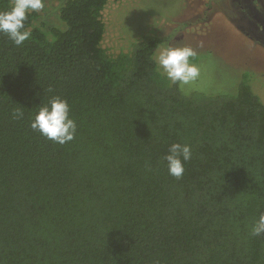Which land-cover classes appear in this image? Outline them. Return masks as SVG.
Masks as SVG:
<instances>
[{"label":"trees","instance_id":"obj_1","mask_svg":"<svg viewBox=\"0 0 264 264\" xmlns=\"http://www.w3.org/2000/svg\"><path fill=\"white\" fill-rule=\"evenodd\" d=\"M108 1L66 0L64 29L30 12L21 46L0 33V264H264V102L247 75L181 91L154 60L165 35L110 54ZM54 95L77 124L63 145L30 126ZM176 142L192 150L180 179Z\"/></svg>","mask_w":264,"mask_h":264},{"label":"rangeland","instance_id":"obj_2","mask_svg":"<svg viewBox=\"0 0 264 264\" xmlns=\"http://www.w3.org/2000/svg\"><path fill=\"white\" fill-rule=\"evenodd\" d=\"M65 1L44 0L34 24L43 20L66 28L60 16ZM250 2L109 0L102 11L105 32L101 45L116 56L131 52L146 35L168 36L155 55L162 47L188 46L196 53L191 62L201 69L198 79L184 86L186 94L230 93L247 75L264 102V2Z\"/></svg>","mask_w":264,"mask_h":264},{"label":"clouds","instance_id":"obj_3","mask_svg":"<svg viewBox=\"0 0 264 264\" xmlns=\"http://www.w3.org/2000/svg\"><path fill=\"white\" fill-rule=\"evenodd\" d=\"M44 7V0H14L10 11L0 12V33H6L16 46H21L31 36L25 29L27 15ZM196 55L188 46H167L158 49L154 56L155 63L162 70L171 84L178 85L181 91L184 86L192 84L200 76L201 69L191 62ZM15 119H22L24 113L18 108L12 109ZM31 128L38 131L48 140L58 144L72 141L77 133L76 121L70 116V105L67 99L54 95L37 106L31 122ZM192 159L191 146L184 143H172L164 156L168 174L180 179L185 172V163ZM251 235H264V212L251 226Z\"/></svg>","mask_w":264,"mask_h":264},{"label":"flooded vegetation","instance_id":"obj_4","mask_svg":"<svg viewBox=\"0 0 264 264\" xmlns=\"http://www.w3.org/2000/svg\"><path fill=\"white\" fill-rule=\"evenodd\" d=\"M243 1H244L245 3H247V4H249V3H251L250 1H252V0H243ZM261 1L264 2V0H261ZM230 6L235 7V5H233L231 1H230Z\"/></svg>","mask_w":264,"mask_h":264}]
</instances>
